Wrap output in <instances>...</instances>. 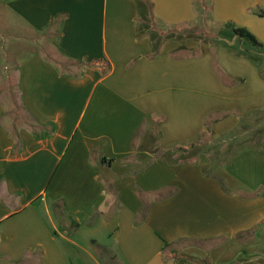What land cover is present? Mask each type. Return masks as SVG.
Listing matches in <instances>:
<instances>
[{
	"label": "crops",
	"instance_id": "crops-1",
	"mask_svg": "<svg viewBox=\"0 0 264 264\" xmlns=\"http://www.w3.org/2000/svg\"><path fill=\"white\" fill-rule=\"evenodd\" d=\"M5 9L12 41L42 38L84 66L20 57L30 119L19 131L0 121V264H264V154L223 155L240 121L223 113H264V48L204 43L233 22L264 46V0Z\"/></svg>",
	"mask_w": 264,
	"mask_h": 264
},
{
	"label": "rangeland",
	"instance_id": "rangeland-1",
	"mask_svg": "<svg viewBox=\"0 0 264 264\" xmlns=\"http://www.w3.org/2000/svg\"><path fill=\"white\" fill-rule=\"evenodd\" d=\"M6 2L7 0H0V100L5 104V113L3 114L2 120L0 121L12 131H19V128L21 126L27 125L30 119L21 103L17 84L20 57L24 55V52L29 51H38L57 60H60V57L52 54L49 51L48 42L42 38H36L33 36L34 38L31 40L32 43L11 40L10 36L8 35L10 34V31L5 29L6 24H4V22H6ZM260 11H264V9H260ZM228 23L236 25L233 22ZM223 28L225 29L214 26V31L219 34L218 39L217 41L205 39V48L209 49L215 44H226L247 53V51L250 49L249 43L239 38H235L237 39L235 40L233 38V34L228 31L227 27L224 26ZM210 29L213 30L212 27L208 26V29H205V31H208V34L204 33L206 37L204 34L202 36L205 38H207V36H211L212 31ZM258 56L264 59V55L260 54ZM68 67L71 72H76L81 69V66L79 65H69ZM223 114L227 117H230L231 119H240L234 132H232V136H235L238 139L227 146L228 148L223 151L224 156H229L228 154H231L233 158H236L241 152L250 150L253 137H256L259 134L261 135V139L264 141V113L262 115H254L250 121L249 117L251 116V113H248V115L243 117L241 114L232 111ZM248 127H255V129L243 135ZM240 238L242 237H238V239ZM262 243L264 244V238ZM227 258L229 257L226 255L225 259Z\"/></svg>",
	"mask_w": 264,
	"mask_h": 264
},
{
	"label": "trees",
	"instance_id": "trees-1",
	"mask_svg": "<svg viewBox=\"0 0 264 264\" xmlns=\"http://www.w3.org/2000/svg\"><path fill=\"white\" fill-rule=\"evenodd\" d=\"M260 17L264 18V11H260L259 13ZM62 26V17H58L53 21V25L52 27L54 28V33L53 35H58L60 33V28ZM227 29L233 33L235 36H237L238 38L245 40L246 42H248L249 44H251L253 47L255 48H264L263 45H261L258 40L256 39V37L251 34L247 29L244 28H238L236 27V25L232 24V23H228L226 25ZM206 34V33H205ZM204 34V35H205ZM206 37V35H205ZM48 56V55H47ZM48 58L52 61V63L57 67V69L61 70V71H67L69 72L70 70L68 69L69 65H79L81 66V68L84 66V63H71V62H62L61 60H57L54 59L50 56H48ZM259 115H261V113H258ZM248 132V128L245 130L244 134ZM251 143L253 144L252 147L259 153V154H264V141L263 139H261V135H257L256 137H253V140L251 141ZM190 146H195L194 144L190 145ZM184 150V149H181ZM210 176L209 173H207V176ZM214 177L219 180L221 182V184L224 185V182L222 179H220L219 177L215 176ZM171 248V245H169L168 243H166L165 248H164V252L167 251V249ZM173 254H175L174 252H172ZM175 259H177V257H173Z\"/></svg>",
	"mask_w": 264,
	"mask_h": 264
}]
</instances>
